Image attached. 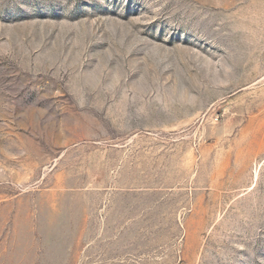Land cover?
Returning <instances> with one entry per match:
<instances>
[{
	"label": "rangeland",
	"instance_id": "1",
	"mask_svg": "<svg viewBox=\"0 0 264 264\" xmlns=\"http://www.w3.org/2000/svg\"><path fill=\"white\" fill-rule=\"evenodd\" d=\"M0 264H264V0H0Z\"/></svg>",
	"mask_w": 264,
	"mask_h": 264
}]
</instances>
